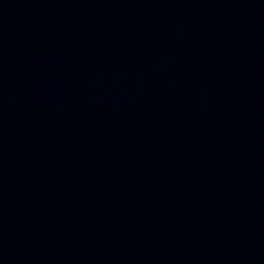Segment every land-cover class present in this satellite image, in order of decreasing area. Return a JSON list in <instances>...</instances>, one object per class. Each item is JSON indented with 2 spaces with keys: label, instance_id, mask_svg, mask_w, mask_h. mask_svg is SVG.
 Wrapping results in <instances>:
<instances>
[{
  "label": "water",
  "instance_id": "1",
  "mask_svg": "<svg viewBox=\"0 0 264 264\" xmlns=\"http://www.w3.org/2000/svg\"><path fill=\"white\" fill-rule=\"evenodd\" d=\"M0 264H264V0H0Z\"/></svg>",
  "mask_w": 264,
  "mask_h": 264
}]
</instances>
